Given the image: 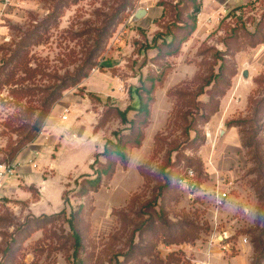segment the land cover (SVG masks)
Wrapping results in <instances>:
<instances>
[{"label": "rangeland", "instance_id": "1", "mask_svg": "<svg viewBox=\"0 0 264 264\" xmlns=\"http://www.w3.org/2000/svg\"><path fill=\"white\" fill-rule=\"evenodd\" d=\"M160 1H165L172 12L167 10V15L162 12L156 19L144 17L130 23L141 7L157 13ZM178 1L0 0V67L25 33L35 30L38 39L30 41L26 51L29 67L40 69L30 83L40 87L52 85L56 79L59 82L78 69L93 45L95 31L103 24L113 29L97 51L96 66L87 78L63 91L61 100L44 119L39 133L44 131L47 120L58 119L51 126L56 139L44 142L47 149L31 161V167L38 166L32 167L34 178L23 180L18 174L13 178L17 180L14 185L4 187L5 194L0 199V264H155L140 256L138 250L141 238L149 239L151 231L139 236L135 224L153 216L151 211H159L161 200L168 221L190 223L196 228L198 240L210 232L206 209L233 203L239 211L235 218L250 217L253 223L242 217L244 225L235 234L230 231V241L234 243L237 236L247 239L254 252L253 238L258 235L259 224L264 226V103L259 109L261 119L253 128L261 143L263 162L257 170L251 152L243 146L241 130L235 128L244 160L242 165L231 167L235 170V190L228 201L217 206L215 196L212 204L198 196L201 185L196 170L203 172L202 185L209 180V171L218 176L214 191L217 187L222 191L218 164L225 165L229 155L225 154L228 145L221 130L230 129L227 124L231 121H249L250 100H264V44L253 49L245 47L232 57L221 55L227 50V39L236 31L241 38L255 32L264 36V1L251 2L238 14L231 11L215 27L200 33L196 26L179 52L172 54L173 41L193 25L192 8L173 9ZM220 66L223 78L233 76L219 100L218 111L211 114L206 103L212 85L207 83L219 73ZM244 71L248 72L247 79L243 78ZM29 86V82L10 84L0 90V159L3 151L25 144L24 134L39 115L37 98L18 99L13 94ZM218 87L224 89V84L218 81ZM180 90L188 92L183 101L177 96ZM140 97L148 99L150 111L141 146L127 149V165H118L110 180L104 177L96 192L79 196L81 183L94 179V172L104 163L102 154L107 141H115L116 133H128V123L137 113ZM24 109H30L32 115L18 123L14 117ZM120 112L126 114L127 123ZM65 116L68 121L59 120ZM21 124L22 132L18 131ZM72 125L76 128L74 134L68 132ZM187 160L195 166H188ZM173 169L183 177L193 171L196 176L191 183L197 179L196 186L190 183L184 187L182 182L171 179L170 185L160 191L165 186L161 173L171 174ZM26 193L30 198L25 199ZM73 217L81 238L77 255L69 226ZM156 232L160 238V231ZM132 243L136 248H131ZM149 244L163 264L168 254L179 250L184 252L179 264H191L187 250L192 246L186 243Z\"/></svg>", "mask_w": 264, "mask_h": 264}, {"label": "trees", "instance_id": "2", "mask_svg": "<svg viewBox=\"0 0 264 264\" xmlns=\"http://www.w3.org/2000/svg\"><path fill=\"white\" fill-rule=\"evenodd\" d=\"M158 6L162 8L163 15H167L169 10L172 12V8L167 9V3L165 1L158 2ZM177 8H181L182 10H187L192 8L193 13V25L189 26L182 35L181 38H176L173 42L175 46L173 47L174 53L177 54L180 50L181 45L185 41L188 35H191L197 26V14L201 8L200 0H180L174 5V10ZM181 10V11H182ZM182 24V23H180ZM179 26V25H178ZM113 29L111 26L107 25V23L103 24L101 28L95 31L94 42L91 48H89L84 57V61L81 66L76 69L72 74L68 73L65 77L61 78L59 82L56 81L49 86L40 87L35 83H30L40 72V69L36 67L32 69L29 67V62L27 60L26 51L27 47L30 45V41L37 40L38 37L35 35L36 31L25 33L24 39L20 43H18L13 51H10V57L8 59H2V65L0 67V90L4 85H23L25 82H29V87L23 88L19 91H14L13 94L16 98L19 97H29L30 100L37 98L40 102L39 106V115L32 127L29 128V131L24 134L23 141L24 145L16 144L9 152L3 151V157L0 159L1 163H9L15 160L18 154L29 144L33 143L37 138V133L40 131V127L43 124L44 119H46L52 108L61 100L63 91L73 88L80 83L83 79L87 78L89 72L96 66V55L97 51L102 49L103 42L106 38H110ZM260 33L255 32L253 34H245L244 37L241 36L236 31L232 37L227 39V50L225 54L221 55H229L230 57L233 54H236L240 50H243L245 47L255 48L258 45L264 44V36L259 35ZM35 38V39H34ZM29 44V45H28ZM210 49L206 52H209ZM232 59V58H230ZM21 75L17 78V75ZM222 66L219 67V73L213 77V80H210L207 83V86L212 85L211 90L209 92V99L206 103L207 109L209 113L214 114L218 111L219 100L223 98L225 95V91L230 86V79L233 75L223 78L222 77ZM218 81H221L224 84V89L218 87ZM188 94L186 90H180L177 94L178 99L183 101L184 95ZM264 103V100H261L259 103H256L255 100H250V106L252 107V118L249 121H231L227 124L229 128H238L241 130V141L243 146L247 148L251 153V158L256 163V167L258 170L259 165L263 162V158L260 155V147L261 143L257 141V137L253 132L254 125H256L261 119L260 107ZM136 115L134 119L128 123L130 127L127 129V134L116 133L114 134L115 141L108 140L104 152L102 154L105 159L104 163H100L99 167L94 172V179H85L78 191L79 196H86L91 192H96L102 183L103 178L110 180L115 174L116 168L118 165L126 166L128 163L127 149L128 148H139L144 139V130L148 125L149 119V102L148 99H143L140 97L139 106L136 110ZM32 115L30 109H24L23 111H19L16 113L14 119L18 123H21L26 118H29ZM121 118L126 123L128 122L126 119V114L120 112ZM185 122L189 126H191L187 117H184ZM248 125L249 130L245 131L244 126ZM23 128V124L19 126L18 131H21ZM244 130V131H243ZM22 132V131H21ZM186 164L188 166H195V163L191 160H187ZM181 167V166H179ZM199 172L200 180L199 186L202 185L203 181V172L201 170H196ZM194 171V172H196ZM170 172V171H169ZM173 173H161L163 175V180L165 186L160 188V191L166 189V186L170 185V180L174 179L176 182H183L187 176L188 172L185 173L184 177L181 174H175V169L172 171ZM206 176V175H205ZM207 179V177H206ZM153 216L147 217L148 219L140 220L139 223L135 224V230L139 236L147 230L151 231V235L149 239L141 238V244L139 255L148 257L150 262L154 261L155 264H163L161 260H159L154 255L155 248L150 245V242H153L158 245L159 243H163L171 246H180L183 243H186L188 246H193L195 242L199 239V235L196 233V228L192 226L190 223L183 222L181 224H173L168 221L167 217H165L164 207L162 205L159 207V211H151V215ZM76 217H73L70 220L69 226L72 232V236L74 238L76 251L75 255H77V249L81 245V238L77 231L76 227ZM259 224V223H258ZM148 225V226H147ZM261 227L258 229V235L253 238L254 244V256L251 264H263L264 263V226L259 224ZM263 226V227H262ZM156 229L160 231V238H158ZM136 248L135 244H131V248ZM184 256V252L174 251L167 255V263L166 264H179V258ZM170 258H174L170 260ZM176 262V263H175ZM178 262V263H177ZM185 262V261H184ZM165 264V263H164Z\"/></svg>", "mask_w": 264, "mask_h": 264}, {"label": "crops", "instance_id": "3", "mask_svg": "<svg viewBox=\"0 0 264 264\" xmlns=\"http://www.w3.org/2000/svg\"><path fill=\"white\" fill-rule=\"evenodd\" d=\"M201 1V8L199 13L197 14V26H198V33L200 31L205 30L209 28L210 26H216L218 21L220 19L224 18L226 14H230L231 11H234L233 13L238 14L241 9H245V6H247L251 2L255 3H262L264 0H200ZM147 10V18L156 19L159 17L162 13L161 8H158V12L154 13V10H148L147 7H145ZM148 25V24H147ZM67 106L63 107L62 110L59 112L60 115H62L64 109ZM58 114V115H59ZM59 117V116H58ZM62 118H59V120ZM63 121V120H62ZM68 121V118L65 120ZM58 123V119L52 121L47 120L43 129L44 131H41V134L38 138V140L33 143L28 148H24L18 156L15 158L16 161H19L21 163V168L18 171L19 178L26 180L28 178H34L32 177L33 168L31 167L30 163L33 160L36 153H42L44 150H46V143L55 141V136H52L51 134V126L56 125ZM75 125H72L69 127L68 132L76 133ZM221 133L224 135V141H226L225 146V154L229 155L225 165L224 163H220L222 167L219 166V169L222 172V176L219 178L222 187H224L222 190H229L230 195L226 201L230 199L232 196L233 191L235 188L232 187V175L234 174L235 170H231V167L242 165V161L244 160L242 158L243 149L240 145V140L237 135V129L230 128L228 130L222 131ZM46 163V160H45ZM47 164V163H46ZM225 171H223V170ZM237 169V168H236ZM12 180V181H11ZM6 185L9 184L12 186L14 185L17 180L11 179ZM230 181V183L226 186L227 181ZM218 182V176H215V174L211 173L209 171V180L201 185V189L198 193V196H202L205 198V200L212 201L214 199V196L216 198V195H214L216 192L215 190V184ZM220 184V185H221ZM6 187V186H5ZM232 187V188H231ZM7 189V187H6ZM12 189V188H11ZM6 190L8 193L11 191ZM220 190V188L217 187V190ZM13 190V189H12ZM214 191V192H213ZM5 194V188L1 193V197ZM30 198L29 195H25V199ZM225 201V202H226ZM212 204V202H210ZM238 207L235 206L233 203H229L224 205L222 208H215L210 207L206 209V219L210 226V232L208 234H205L202 236L200 240L196 242L194 246L191 248H188L187 253L189 255V258L191 259V264H251L254 256L253 247L251 243L247 240V243H243V238L240 236H237V238L234 240V243L230 241V238H224L223 241L218 242L216 241L218 235H222L224 233H228L232 231L234 234L237 232V228H240L241 225H244V221H241L242 217L246 216H240L238 218H235L236 215L239 214V211L237 209ZM246 222L253 223L252 218L246 217ZM264 264V263H263Z\"/></svg>", "mask_w": 264, "mask_h": 264}, {"label": "built area", "instance_id": "4", "mask_svg": "<svg viewBox=\"0 0 264 264\" xmlns=\"http://www.w3.org/2000/svg\"><path fill=\"white\" fill-rule=\"evenodd\" d=\"M67 119V117H63L62 120L65 121ZM41 134V133H39ZM38 156V153L35 154V158ZM21 163L19 161H12L9 163H1L0 162V199H1V193L7 183V181L15 178L18 175V171L21 168ZM32 167L34 169H37L38 166L36 164H33ZM195 174L193 173V171H190L188 173L187 178L182 182L185 186H190V183L194 181L195 179ZM197 178V177H196ZM197 183V179L195 180ZM196 183L192 185V187L196 186ZM230 195V191L229 190H222L220 191L218 189V191H216V204L217 206H222L225 201L228 199ZM243 243H247V239H243Z\"/></svg>", "mask_w": 264, "mask_h": 264}, {"label": "water", "instance_id": "5", "mask_svg": "<svg viewBox=\"0 0 264 264\" xmlns=\"http://www.w3.org/2000/svg\"><path fill=\"white\" fill-rule=\"evenodd\" d=\"M147 14H148V12H147V10H146L145 8L141 7V8H139V9H137V10L135 11V13L132 15V17L130 18V23H131V24L137 23V22L140 21L142 18L146 17ZM243 78H244V79H247V78H248V72H247V71H244V72H243ZM231 235H232L231 232L224 233V234H222V235H218L216 241L221 242V241H223V237H224V238H229ZM219 237L222 238V240L219 241V240H218Z\"/></svg>", "mask_w": 264, "mask_h": 264}]
</instances>
